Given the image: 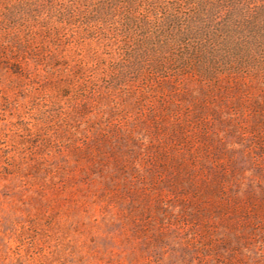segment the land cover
<instances>
[{"label": "rangeland", "instance_id": "obj_1", "mask_svg": "<svg viewBox=\"0 0 264 264\" xmlns=\"http://www.w3.org/2000/svg\"><path fill=\"white\" fill-rule=\"evenodd\" d=\"M0 264H264V0H0Z\"/></svg>", "mask_w": 264, "mask_h": 264}]
</instances>
